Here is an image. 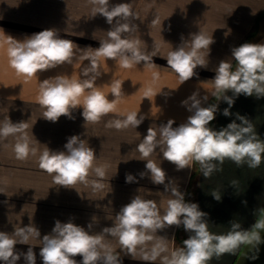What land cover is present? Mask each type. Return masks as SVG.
Listing matches in <instances>:
<instances>
[{
	"label": "crops",
	"instance_id": "1",
	"mask_svg": "<svg viewBox=\"0 0 264 264\" xmlns=\"http://www.w3.org/2000/svg\"><path fill=\"white\" fill-rule=\"evenodd\" d=\"M119 3H128L133 13L128 22L134 27L123 37L138 40L143 54L155 56L149 61L152 67L140 62L130 69L121 68L114 60L101 58L99 70L102 74L94 86L111 101L114 99L111 83L119 80L122 95L117 110L97 123L85 124L81 115L83 109L79 107L72 111L73 119L61 116L58 122L47 121L43 118L45 109L37 102L39 83L44 79L61 74L76 78L77 58L73 64L59 65L39 73L38 79L26 82L9 67L6 50L0 49V121L8 117L13 123L24 122L30 146L36 149L35 155L18 160L13 150L17 138L0 139V231L11 234L15 228L31 225L40 232V237L31 239L28 245H16L15 251L21 257L16 264H26L24 253L29 247L36 255V264H43L39 255L41 240L52 233L57 220L61 223L71 221L85 230L92 224L90 234H99L105 227L113 226L120 209L136 195L155 200L163 215L168 200L173 198L171 192H166L164 185L152 183L145 168L146 161L141 160L136 149L149 127L159 132V126L170 119L175 121L173 127L187 122L192 113L181 102L194 92L201 99L208 95L206 102L202 100L203 107L218 104L216 117L209 125L213 130L219 131L233 121L239 124V114L250 120L256 138L264 143V97L257 99L255 94L233 97L231 115L224 116L223 110L228 104L220 97L225 93L211 95L212 79L219 63L229 61L233 71L237 67L232 57L234 47L243 43H264V0H109L110 5ZM93 7L90 0H0V29L21 41L45 29H54L61 38L74 43L94 38L96 34L99 41H105L113 26L102 15L93 16ZM199 31L213 36L215 41L208 56L204 50L207 67L198 66L196 75L179 85L177 74L167 67L165 58L183 40H188L190 34ZM153 72L158 74L155 81ZM149 87L154 93L161 91L149 97L150 100L144 98ZM227 95L233 96L231 92ZM131 111H137L138 118L145 117L136 129L129 126L117 130L108 126L111 121L124 119ZM74 135L94 149V166H106V174L100 178L93 171L87 182L70 187L55 185L53 176L39 167V156L45 147L51 151H65L64 145ZM149 159L165 171V183H172L170 189L178 187L185 194L186 202L197 203L207 214L205 221L210 233L226 235L233 230V224L239 225L237 230H250L261 218L264 155L260 166L255 168L249 167L247 161L240 165L230 159L222 164L213 161L215 170L208 177H204L196 161L191 168L177 170L173 163L163 159L159 148ZM141 172L145 173L143 178ZM126 174H132L135 182L126 183ZM95 184L103 187L96 188ZM213 192L221 195L220 201L214 199ZM189 235L191 233L185 231L183 225L157 232V238L167 246L166 255L183 248V241ZM103 242L119 256L120 264H161L159 258L155 262L142 261L139 250L133 259L120 249L115 237L105 236ZM75 259L80 264L82 257ZM207 264H264V231H261L260 244H242L234 253L213 255Z\"/></svg>",
	"mask_w": 264,
	"mask_h": 264
},
{
	"label": "clouds",
	"instance_id": "2",
	"mask_svg": "<svg viewBox=\"0 0 264 264\" xmlns=\"http://www.w3.org/2000/svg\"><path fill=\"white\" fill-rule=\"evenodd\" d=\"M90 3L94 6L93 16L100 14L113 26L108 31V39L101 41L95 49L90 46L80 49L72 40L61 38L54 29L34 33L22 41L6 35L0 29V49L6 50L9 67L26 82L38 79L39 73L59 65L73 64L76 50L81 53L82 61H89L88 65L80 69L81 78L61 74L39 83L37 102L45 109L43 118L47 121L58 122L61 116L73 119L72 111L79 107L83 109L81 115L85 124L97 123L103 116L117 110L116 105L122 95V82L116 80L111 83V95L114 97L111 101L94 86L102 74L99 70L101 58L114 60L124 69H130L140 62L152 67L149 61L155 54L153 57L143 54L138 40L123 37L124 33L134 27L128 22L133 17L130 5H110L109 0H90ZM214 42L213 36L199 31L190 34L188 40H183L179 47L168 53L165 58L167 67L177 74L179 85L193 78L198 66L207 67L204 50H207L208 56ZM232 57L237 64L235 71L229 61L222 60L212 79L214 90L211 95L216 97L219 93H225L220 97V100L228 104V108L223 110L224 116L231 115L233 97L241 94L249 97L255 94L257 99L264 97V43H243L232 49ZM157 79L158 74L153 72V81ZM228 92L233 96H228ZM158 93L149 87L145 90L144 98L149 99ZM198 96L194 92L181 102L192 113L187 122L173 127L175 121L170 119L159 126V132L149 127L147 135L136 149L141 160L146 161L145 168L150 173L152 183L164 185L165 191L171 192L173 198L168 200L164 214L161 215L155 200L136 195L120 209L113 226L105 227L99 234H90L92 224L88 225L89 230H85L71 221L61 223L57 220L52 233L44 235L41 240L39 255L43 264H77L76 256L82 257L80 264H100L101 261L103 264H120L119 256L114 255L113 250L103 242L105 236L117 238L120 249L133 259H136L139 250L142 261L155 262L159 258L161 264H207L213 255L219 257L234 253L242 244L256 246L261 243L264 209L261 210V218L250 230H237L239 225L233 224V230L226 235H214L208 230L205 221L207 214L200 210L197 203L186 202L185 194L178 187L170 189L172 183H165V171L149 159L159 148L163 159L173 163L177 170L191 168L193 161L199 162L204 177L210 176L215 170L213 161L222 164L225 159H230L237 165L247 161L251 168L260 166L264 143L256 138L250 120L237 114L239 124L233 121L219 131L213 130L209 125L216 117L218 104L203 107L202 100L206 102L208 95L202 99ZM144 119L143 115L138 118L137 111H131L124 119L111 121L108 126L117 130L129 126L136 129ZM26 129L24 122L13 123L8 117L0 121V139L16 137L13 150L16 159L22 161L36 154V149L30 146ZM64 148L65 151H51L45 147L39 156V167L53 176L55 185L70 187L87 182L93 171L100 178L105 176L106 166H94L95 151L86 146L79 136L69 137ZM144 175L140 173L141 178ZM135 180L132 174H126V183ZM94 187L102 188L103 185L95 184ZM212 196L217 201L221 200L217 192H213ZM173 225H183L184 230L191 235L183 241V248L166 255L167 246L162 239L157 238V232ZM39 237V230L31 225L15 228L11 234L0 231V262L16 264L21 258L15 251L16 245H28L31 239ZM24 260L26 264H36L32 247L24 253Z\"/></svg>",
	"mask_w": 264,
	"mask_h": 264
},
{
	"label": "rangeland",
	"instance_id": "3",
	"mask_svg": "<svg viewBox=\"0 0 264 264\" xmlns=\"http://www.w3.org/2000/svg\"><path fill=\"white\" fill-rule=\"evenodd\" d=\"M99 38H98V34H96V36L94 38H90L89 40H77V45L79 46L80 49H86L87 47H91L93 49L98 48L100 45ZM89 51H92V49H89ZM81 53L79 52V50H77V74H76V78H81L80 76V69L82 67H84L85 65L89 64L88 60L82 61L80 59ZM99 65H100V61H99ZM83 78V77H82ZM98 80V78H97ZM63 148V146H61V149ZM62 151V150H61ZM66 199V197H64ZM63 198V199H64ZM66 202V200L64 201Z\"/></svg>",
	"mask_w": 264,
	"mask_h": 264
}]
</instances>
